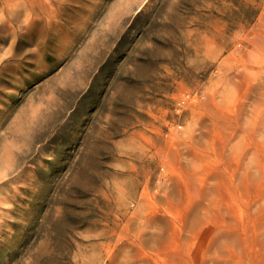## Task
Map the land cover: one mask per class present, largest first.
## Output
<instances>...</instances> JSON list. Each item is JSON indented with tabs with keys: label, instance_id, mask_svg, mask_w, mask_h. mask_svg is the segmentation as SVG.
I'll return each instance as SVG.
<instances>
[{
	"label": "rangeland",
	"instance_id": "374dc122",
	"mask_svg": "<svg viewBox=\"0 0 264 264\" xmlns=\"http://www.w3.org/2000/svg\"><path fill=\"white\" fill-rule=\"evenodd\" d=\"M0 264H264V0H0Z\"/></svg>",
	"mask_w": 264,
	"mask_h": 264
},
{
	"label": "bare ground",
	"instance_id": "6f19581e",
	"mask_svg": "<svg viewBox=\"0 0 264 264\" xmlns=\"http://www.w3.org/2000/svg\"><path fill=\"white\" fill-rule=\"evenodd\" d=\"M190 96H191V95H190ZM226 99H227V98H226ZM181 100H182V99H181ZM186 100H187V99H186ZM234 100H235V99H234ZM197 101H198V100H197ZM231 101H233V100H231ZM181 102H183V101H181ZM229 102H230V101H229ZM230 103H231V102H230ZM232 103H233V102H232ZM232 103H231V104H232ZM189 104H190V103H189ZM192 104H194V102H192ZM196 104H198V103H196ZM231 104H230V105H231ZM228 105H229V104H228ZM189 106H190V105H189ZM180 109H182V108H180Z\"/></svg>",
	"mask_w": 264,
	"mask_h": 264
}]
</instances>
